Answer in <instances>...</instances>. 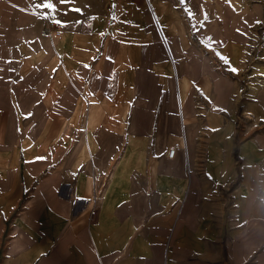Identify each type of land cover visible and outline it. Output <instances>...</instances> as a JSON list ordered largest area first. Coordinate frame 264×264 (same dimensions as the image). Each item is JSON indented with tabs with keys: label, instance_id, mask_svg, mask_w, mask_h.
Segmentation results:
<instances>
[{
	"label": "crops",
	"instance_id": "obj_1",
	"mask_svg": "<svg viewBox=\"0 0 264 264\" xmlns=\"http://www.w3.org/2000/svg\"><path fill=\"white\" fill-rule=\"evenodd\" d=\"M31 1L0 105V264H247L248 246L264 264V133L237 134L231 85L215 78L247 49L197 58L196 0ZM191 110L203 160L186 157ZM9 119L43 121L11 140ZM175 143L183 160L166 157Z\"/></svg>",
	"mask_w": 264,
	"mask_h": 264
},
{
	"label": "rangeland",
	"instance_id": "obj_2",
	"mask_svg": "<svg viewBox=\"0 0 264 264\" xmlns=\"http://www.w3.org/2000/svg\"><path fill=\"white\" fill-rule=\"evenodd\" d=\"M32 3L31 0H0V105L5 108L9 106L7 97L14 90L15 84L16 31L24 24L23 20H27L26 17L32 14ZM189 11L190 13L185 14L184 18L192 27L191 40L198 48L197 58L202 59L203 53L217 51L220 47L229 46L230 42L237 47L247 49V59L244 61L245 66L242 70L229 71L225 68L224 63L217 62L215 78L224 81L228 86L231 85V97L238 106L237 115L239 118H235L237 115L232 118V121L236 123L237 134L239 135L241 132L240 137L245 136L250 139L257 133H264V0H196ZM179 52L182 53L179 60L183 59L187 64V59L191 56L190 53L180 47ZM169 57L171 58L170 55ZM240 104L241 106L252 105L254 108L251 109L250 113L244 114ZM183 111L186 112V108H183ZM189 112L188 122L194 133V139L190 148L191 151L186 152V157L189 159L196 157L203 160V145L206 142L204 120L192 110ZM179 114V125H182L183 117L180 109ZM42 121L25 120L21 123V120L9 119L7 125L12 131L6 138L13 140L17 137L18 139L20 137L16 134L18 128L20 129L25 125L28 127L36 126ZM34 130L33 128L26 135L25 144L32 143ZM181 130L184 133L183 125ZM180 138L179 135V142L184 143L183 139ZM192 146H199L195 155L192 152ZM181 154L180 157L183 160L184 153ZM205 199L208 200V197ZM186 217L190 218V214H187ZM187 223L191 225L190 221ZM254 235L255 231H250L247 237L250 239ZM236 240L239 241V236L236 237ZM233 242L230 245L229 241L227 242V246L223 250L225 257L227 250L230 253H228L229 258L235 253L236 248ZM262 251L263 247L248 246L247 264L254 263ZM239 253L240 248L237 249V257Z\"/></svg>",
	"mask_w": 264,
	"mask_h": 264
},
{
	"label": "built area",
	"instance_id": "obj_3",
	"mask_svg": "<svg viewBox=\"0 0 264 264\" xmlns=\"http://www.w3.org/2000/svg\"><path fill=\"white\" fill-rule=\"evenodd\" d=\"M54 35L56 37H58L60 35L59 32H55ZM184 146L181 145L180 143H175L173 144L172 146H170L166 152V157L167 159L169 160H173L177 157V155L180 153V152H183L185 154V151H184Z\"/></svg>",
	"mask_w": 264,
	"mask_h": 264
},
{
	"label": "snow or ice",
	"instance_id": "obj_4",
	"mask_svg": "<svg viewBox=\"0 0 264 264\" xmlns=\"http://www.w3.org/2000/svg\"><path fill=\"white\" fill-rule=\"evenodd\" d=\"M49 8H51V7H53V5L51 4V3H49L48 5H47ZM77 11H79V10H77ZM233 71H238V70H236V69H232Z\"/></svg>",
	"mask_w": 264,
	"mask_h": 264
},
{
	"label": "trees",
	"instance_id": "obj_5",
	"mask_svg": "<svg viewBox=\"0 0 264 264\" xmlns=\"http://www.w3.org/2000/svg\"><path fill=\"white\" fill-rule=\"evenodd\" d=\"M236 157V156H235ZM237 158V157H236Z\"/></svg>",
	"mask_w": 264,
	"mask_h": 264
}]
</instances>
